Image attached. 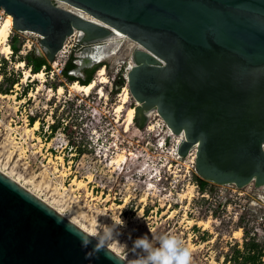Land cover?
Listing matches in <instances>:
<instances>
[{
    "label": "water",
    "instance_id": "obj_1",
    "mask_svg": "<svg viewBox=\"0 0 264 264\" xmlns=\"http://www.w3.org/2000/svg\"><path fill=\"white\" fill-rule=\"evenodd\" d=\"M0 9L18 33L42 37L48 64L75 32L88 47L136 41L126 80L137 126L157 111L183 135L182 158L197 147L200 179L264 188V0H0ZM95 243L0 171V264H131L109 247L93 252Z\"/></svg>",
    "mask_w": 264,
    "mask_h": 264
},
{
    "label": "rangeland",
    "instance_id": "obj_2",
    "mask_svg": "<svg viewBox=\"0 0 264 264\" xmlns=\"http://www.w3.org/2000/svg\"><path fill=\"white\" fill-rule=\"evenodd\" d=\"M2 11L0 23L8 17ZM79 34L66 41L45 78H36L20 63L29 53L40 56L42 37L12 28L7 44L18 37L21 50L8 55L0 49V84L4 73L19 83L9 95L0 93V169L95 238L121 218L124 225L108 247L130 262L134 241L144 236H177L190 249L191 264H228L232 249L243 248L244 227L264 245V188L211 184L201 194L192 159L176 155L179 138L168 136L160 115L144 129L135 118L129 124L128 110L136 106L131 94L117 111L129 92L127 81L120 90L117 81L134 64L136 41L107 42L115 50L95 74L96 88L89 95L72 89L75 82L62 71L72 57L77 66L86 48ZM86 76L84 70L74 77Z\"/></svg>",
    "mask_w": 264,
    "mask_h": 264
},
{
    "label": "trees",
    "instance_id": "obj_3",
    "mask_svg": "<svg viewBox=\"0 0 264 264\" xmlns=\"http://www.w3.org/2000/svg\"><path fill=\"white\" fill-rule=\"evenodd\" d=\"M19 41L18 37H14L10 43V46L13 50L14 54H18L20 52V47L17 45ZM74 58L72 57L66 64L65 69H63V76L70 82H79L82 85H89L94 81L95 74L102 67L106 66V64H100L95 66L92 69L86 70V78L85 79H77L74 75H71L70 72L76 69V65L73 62ZM22 62L26 64V66L30 69L33 74H38L42 71L49 72L51 71L50 64L41 57L36 56L32 53H29L26 57L22 59ZM3 83L0 84V93L3 95H9L11 91L14 89V86L19 83L18 79H11L6 73L3 75ZM6 82H10L9 85L4 88V84ZM126 84V80L120 77L117 81V90L123 88ZM117 92V91H116ZM31 122H36L35 119H31ZM135 122L138 124V120L135 118ZM61 122L57 125H53L52 130L55 131L60 127ZM72 145L74 143H71ZM79 153L82 154L84 152L80 148L78 149ZM199 190L201 194L209 193L213 189L211 183L206 182L199 177H196ZM244 242L243 248L241 249L239 246H236L232 249V254L228 255L226 258V262L228 264H264V245L259 241L256 236H252L249 231H247L244 227Z\"/></svg>",
    "mask_w": 264,
    "mask_h": 264
},
{
    "label": "clouds",
    "instance_id": "obj_4",
    "mask_svg": "<svg viewBox=\"0 0 264 264\" xmlns=\"http://www.w3.org/2000/svg\"><path fill=\"white\" fill-rule=\"evenodd\" d=\"M124 225L121 218L114 220L112 227L105 228L96 237L93 252H107V246L116 240L118 229ZM81 247L88 248L92 244V238L81 236ZM134 257L131 264H191L192 257L189 248L174 235L161 236L157 241H153L148 236L136 239L133 244ZM91 254H86V258ZM111 258V257H109Z\"/></svg>",
    "mask_w": 264,
    "mask_h": 264
},
{
    "label": "bare ground",
    "instance_id": "obj_5",
    "mask_svg": "<svg viewBox=\"0 0 264 264\" xmlns=\"http://www.w3.org/2000/svg\"><path fill=\"white\" fill-rule=\"evenodd\" d=\"M12 28H13V17L12 16H10V15H8V17L4 20V22H2V23H0V49H2V54L4 53V54H8V55H10L11 53H12V49H11V47L9 46V44H7V41H8V39H9V37H10V35H11V31H12ZM24 33H28V32H24ZM81 37V33L79 34V38ZM128 37L127 36H116V37H108V38H106V39H104L103 41H101V42H98V43H95V44H93V45H91V46H87V48L88 49H86L85 48V50L82 52V54H81V56L82 57H84L85 58V60H84V63L87 65V63L88 62H99L100 60H102V59H104V58H109V57H111V54H113L114 53V50H115V48L114 49H107V45H106V43L107 42H113L114 44V47L116 46H119L124 40H126ZM129 39V38H128ZM79 42V41H78ZM90 47H93V48H90ZM81 61H83V59H81ZM24 62H21L20 63V66H24ZM81 65H83V63L81 62ZM94 65H96V64H94ZM85 66V65H84ZM91 66H93V65H91ZM134 66V64H130L129 65V68H128V71H130V69L132 68ZM83 67V66H82ZM82 67L81 68H79L78 67V65H77V68L75 69V71H80L81 69H82ZM74 71V72H75ZM105 74V71L104 70H102L101 72H100V76H103ZM44 75H45V72L44 71H42V72H40V73H38V74H34V76L36 77V78H45L44 77ZM104 77V76H103ZM126 78H127V75H126ZM105 82H107V80H106V78H103V80L101 81V83H105ZM96 86H97V81H93L91 84H89V85H82V84H80V83H78V82H75L74 84H73V86H72V89H74V90H76V91H78V92H82V93H84V94H90L95 88H96ZM63 88L61 87L60 88V92H63ZM129 98H130V92H128L127 90H126V92H125V95H124V97H123V101H122V104L121 105H119L118 106V108H117V111L118 112H120V111H122L124 108H126L125 107V105L128 103V101H129ZM140 104L139 103H136V106H139ZM121 113V112H120ZM154 114H158L157 113V111H153V112H150V116L152 117ZM159 115V114H158ZM127 116H128V122H129V124H131V122L133 121V119L135 118V108H130L129 110H128V114H127ZM167 125V124H166ZM39 126V125H38ZM37 128V127H36ZM128 128V127H127ZM167 130H168V132H167V134H168V136L171 138V137H174V139H175V137H177L178 136V138L180 139H183L184 140V137H183V135H176L169 127H168V125H167ZM177 138V139H178ZM122 155V154H121ZM120 159V158H119ZM121 159H122V157H121ZM124 160V159H123ZM120 162V161H119ZM0 171L1 172H3L4 174H6L4 171H2L1 169H0ZM8 177H10V178H12L11 176H9L8 174H6ZM13 179V178H12ZM14 180V179H13ZM15 181L17 182V183H19V181L18 180H16L15 179ZM20 184V183H19ZM21 185V184H20ZM24 187V186H23ZM37 196V195H36ZM51 205V204H50ZM58 211V210H57ZM59 212V211H58ZM62 214V213H61ZM63 215V214H62ZM66 218H68V216H65ZM70 220V219H69ZM70 221H72V220H70ZM73 222V221H72ZM76 224V223H75ZM77 225V224H76ZM80 227V226H79ZM83 230H84V228L83 227H81ZM87 232V231H86ZM87 233H89V232H87ZM90 234V233H89ZM242 234V232H237V235H241ZM90 235H92V234H90ZM94 237V236H93ZM108 247V246H107ZM110 248V247H109ZM110 249H112V248H110ZM113 250V249H112ZM114 251V250H113ZM116 252V251H115ZM116 253H118V252H116ZM124 258V257H123ZM127 260V259H126ZM128 261V260H127ZM128 262H130V261H128ZM131 263V262H130Z\"/></svg>",
    "mask_w": 264,
    "mask_h": 264
},
{
    "label": "built area",
    "instance_id": "obj_6",
    "mask_svg": "<svg viewBox=\"0 0 264 264\" xmlns=\"http://www.w3.org/2000/svg\"><path fill=\"white\" fill-rule=\"evenodd\" d=\"M2 14H6L5 13V11H2ZM102 64V63H101ZM125 79H126V77H125ZM127 81V80H126ZM183 142V139H179L178 141H177V143H176V155L178 156V157H180V158H182L180 155H179V148H180V145H181V143ZM197 152H198V150H197V147L195 146L194 148H192L190 151H189V154H188V156L186 157V158H191L192 160H191V162H192V165H193V167H194V165H196V158H197ZM196 170V169H195Z\"/></svg>",
    "mask_w": 264,
    "mask_h": 264
},
{
    "label": "flooded vegetation",
    "instance_id": "obj_7",
    "mask_svg": "<svg viewBox=\"0 0 264 264\" xmlns=\"http://www.w3.org/2000/svg\"><path fill=\"white\" fill-rule=\"evenodd\" d=\"M90 48H93V47H90ZM86 49H88L87 48V46H86ZM85 50V49H84ZM82 54V53H81ZM80 58V59H79ZM78 59H79V61L76 63L77 65H78V67L79 68H81L82 66V69L79 71H75L74 72V74L76 75V76H82V71L84 72V70H88V69H85L86 67H90L91 65H94V64H100V63H102L103 64V62L105 61V60H107L108 58H104V59H102V60H100L99 62H88L87 63V65L84 63V60H85V58L84 57H82V56H79L78 57ZM81 59H83V61H81ZM81 62L83 63V65H81ZM85 65V66H84ZM95 66H98V65H95ZM94 68V67H93ZM102 71V70H101Z\"/></svg>",
    "mask_w": 264,
    "mask_h": 264
}]
</instances>
